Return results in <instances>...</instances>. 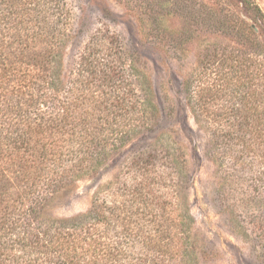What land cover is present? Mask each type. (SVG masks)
Wrapping results in <instances>:
<instances>
[{"label": "trees", "instance_id": "obj_1", "mask_svg": "<svg viewBox=\"0 0 264 264\" xmlns=\"http://www.w3.org/2000/svg\"><path fill=\"white\" fill-rule=\"evenodd\" d=\"M240 1L264 20L254 0ZM71 15L66 0H0V264H192L180 146L126 156L85 210L50 213V200L97 175L153 122L118 36L92 37L63 73ZM239 22L248 38L253 28ZM242 64L205 57L182 83L229 175L247 178L264 202V60L257 81ZM250 223L264 260V217Z\"/></svg>", "mask_w": 264, "mask_h": 264}, {"label": "rangeland", "instance_id": "obj_2", "mask_svg": "<svg viewBox=\"0 0 264 264\" xmlns=\"http://www.w3.org/2000/svg\"><path fill=\"white\" fill-rule=\"evenodd\" d=\"M66 1L72 15L63 73L69 76L76 68L92 37L118 36L132 56L126 69L138 76L153 122L97 175L83 174L50 200V213L70 216L85 210L94 191L108 185L126 156L180 146L186 158L180 203L194 218L192 237L199 252L192 264H264L249 231L250 222L264 217V202L247 178L229 175L226 161L211 146L209 127L188 105L182 83L205 57L242 60L244 74L257 81L255 70L264 60V20H252L240 0ZM254 1L264 16V0ZM239 19L253 28L248 38L241 35L239 27L245 23Z\"/></svg>", "mask_w": 264, "mask_h": 264}]
</instances>
